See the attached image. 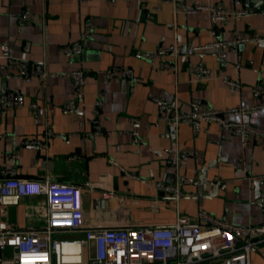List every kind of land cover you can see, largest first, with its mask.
Listing matches in <instances>:
<instances>
[{"label": "crops", "instance_id": "0c3cea01", "mask_svg": "<svg viewBox=\"0 0 264 264\" xmlns=\"http://www.w3.org/2000/svg\"><path fill=\"white\" fill-rule=\"evenodd\" d=\"M184 1L219 3L230 12L246 13L224 23L205 10L184 13L162 0H0V45L8 44L15 56L43 61L49 72H85L79 88L58 75L28 81L0 75V86L24 93L22 104L0 111V173L13 169L21 177L81 184L87 225H164L179 214L195 221L198 208L235 223L264 225V183L260 198L252 183L264 177V136L242 144L238 134L217 122H202L195 133L180 123L172 132L153 99L173 102L181 111H189L195 98L201 107L215 108L264 102V91L255 95L252 90L264 83V9L247 7L245 0ZM24 8L29 19L19 21ZM86 21L93 26L92 37L69 62L60 48L78 37ZM252 36L259 40L230 45L224 58L204 47L214 40ZM160 47H177L176 56L161 54L175 69H161L158 60L143 55ZM188 64H201L209 74H189ZM112 65L130 68L140 80L106 79L103 70ZM223 76L239 80L240 91L230 90ZM98 92L102 104L94 114ZM71 99L77 109H64ZM31 103L38 108L32 110ZM244 119L264 131V107ZM46 126L53 135L45 136ZM25 138L44 140L45 146L24 144ZM176 150H187L189 156L174 165L168 159ZM14 151L15 160L9 156ZM199 165L207 166V180L220 178L221 186L207 182L201 190L193 184ZM89 182L96 185L89 187ZM157 182L177 186L180 197L158 190ZM102 188H112L115 195L104 198ZM44 211L42 197L25 196L0 205V219L28 229L44 224ZM250 264H264V242L251 251Z\"/></svg>", "mask_w": 264, "mask_h": 264}, {"label": "built area", "instance_id": "2783aa9c", "mask_svg": "<svg viewBox=\"0 0 264 264\" xmlns=\"http://www.w3.org/2000/svg\"><path fill=\"white\" fill-rule=\"evenodd\" d=\"M85 2L87 0H78ZM171 2L174 9L184 13L198 10L207 11L213 18L221 17L226 23L230 17L246 13V10L230 12L219 3L197 2L191 5L184 0H162ZM29 19V10L24 8L18 15L19 21ZM93 34L90 21L83 23L78 37L61 46V51L69 62L74 56L82 53L88 46ZM248 40H259L258 36L237 39L214 40L204 47L213 48L219 58H224L230 45ZM0 75L9 78L20 77L28 81L33 76L45 79L58 75L70 80L73 86L81 87L85 72L82 69L49 72L41 60H30L15 56L8 44L0 45ZM193 50L188 49V53ZM177 55V47H160L155 51H146L143 55L151 61H157L161 69L176 68L168 60L161 59V54ZM189 74H209V69L201 64H188ZM106 79L123 77L130 84L140 78L128 67L112 65L103 70ZM223 82L232 91H240V81L222 77ZM132 88V87H130ZM255 95L264 91V83H257L252 88ZM159 106L161 117L176 130L180 123H188L195 133L202 122H217L222 127L230 128L246 144L255 137L264 136V131L244 119V114L264 107V102L253 107L244 105L215 108L201 107L199 99L190 101L189 111H181L173 102L153 98ZM24 101V93L19 88L0 86V111L14 108ZM102 104V93L93 105L94 114ZM74 100H68L64 109L73 110ZM32 110L38 108L31 103ZM239 116V119L227 117ZM134 120V119H132ZM99 129V126H96ZM46 137L53 135L51 126L44 130ZM24 144L45 146V141L38 138H25ZM10 158L18 157L16 151ZM189 156L187 150H176L168 159L174 165ZM109 179V176H106ZM264 178V177H262ZM96 183L89 182V187ZM160 191L170 193L173 198L180 197V189L171 184L156 183ZM104 198H112V188H102ZM82 185L74 182H61L48 177L28 178L17 176L13 169L0 173V205L16 204L22 197H42L45 202L44 224L28 229H17L8 226L0 219V264H200L206 261H217L218 264H250V253L257 244L264 242L263 224H239L220 218L211 212L198 208L196 220L179 214L175 221L164 225H87L84 221L82 203ZM81 236L70 238L53 237L59 231H80ZM215 264V263H214Z\"/></svg>", "mask_w": 264, "mask_h": 264}, {"label": "water", "instance_id": "95a60500", "mask_svg": "<svg viewBox=\"0 0 264 264\" xmlns=\"http://www.w3.org/2000/svg\"><path fill=\"white\" fill-rule=\"evenodd\" d=\"M245 5L247 7L253 8L255 10H260V9H264V0H245ZM75 106H74V110L77 109V102L74 101ZM96 121H94L95 123ZM169 129L173 132V127L168 124ZM206 168L207 166H202L199 165L197 166L196 170H195V174L194 176L191 178L193 184L195 185H200L201 190H203V188L206 187L207 182H211V183H215L216 187H220L221 184L223 183L222 180H220V178H216L213 180H207L206 178ZM252 183L255 187V193L257 195L258 198L261 197L262 194V190L260 188V185L264 183V178H256L252 180Z\"/></svg>", "mask_w": 264, "mask_h": 264}, {"label": "rangeland", "instance_id": "374dc122", "mask_svg": "<svg viewBox=\"0 0 264 264\" xmlns=\"http://www.w3.org/2000/svg\"><path fill=\"white\" fill-rule=\"evenodd\" d=\"M53 237L57 238H70L73 237V235L65 234V233H54Z\"/></svg>", "mask_w": 264, "mask_h": 264}]
</instances>
